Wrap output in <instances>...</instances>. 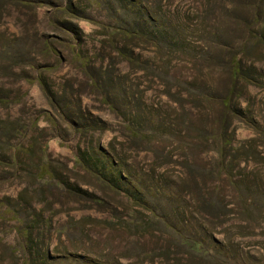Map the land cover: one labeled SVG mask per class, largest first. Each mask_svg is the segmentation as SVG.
Wrapping results in <instances>:
<instances>
[{
    "label": "rangeland",
    "instance_id": "374dc122",
    "mask_svg": "<svg viewBox=\"0 0 264 264\" xmlns=\"http://www.w3.org/2000/svg\"><path fill=\"white\" fill-rule=\"evenodd\" d=\"M0 98V264H264V0H0Z\"/></svg>",
    "mask_w": 264,
    "mask_h": 264
},
{
    "label": "trees",
    "instance_id": "16d2710c",
    "mask_svg": "<svg viewBox=\"0 0 264 264\" xmlns=\"http://www.w3.org/2000/svg\"><path fill=\"white\" fill-rule=\"evenodd\" d=\"M89 1L98 3V1H101V0H89ZM57 8L58 9L56 11L63 12V13L69 12V14H73L76 17L84 18V16H82L81 13L76 14V13L72 12L71 4L68 6V5H65L62 3ZM66 30H67L66 31L67 34H69L71 37L77 36V31L82 34V32H80L78 27L73 26L71 24L68 26V28H66ZM52 39H53L52 37H46L44 39V42H43L44 52L48 55H53L55 53V50L52 48V46H53V43H52L53 40ZM231 71L233 74V78H235V80H239L240 77L242 76L241 69H240L238 62L233 61L231 63ZM38 79L41 83L40 78H38ZM41 85H42V83H41ZM44 91H46L47 94L49 93L48 90L44 89ZM1 100L2 99L0 98V102H1ZM26 128L24 126H20L18 128H15L14 131L19 136L24 137L23 133L26 130ZM8 149H10L12 151V154H11L12 156L10 158L12 166H14V167L18 166L19 160H18L17 155H19V152L23 149L22 144L21 143L12 144L9 142L8 143ZM92 161H95V160L89 158V160L86 159L84 162L80 161V164L82 165V167L84 168L85 171L90 172L91 174L96 176V178L99 179L100 181H108L109 187H111V188L116 187L117 188L118 183H119L117 179L121 178V176H119V178H117L118 175H116V172L119 168V164L117 162H114L113 160H109L107 163L101 162L102 163L101 165H100V162L99 163L98 162L93 163ZM41 171H42V173H40L36 176V178L39 181H45L47 184L51 183V184H53V186L55 187L56 190L63 191V189H60V185H63V183L59 181V179L55 175V173H53L47 169H43V168L41 169ZM110 175H111V177H110ZM67 186L70 187L69 185H67ZM74 191L77 193L82 192V190H80L79 188H75ZM82 193H84V192H82ZM91 197H93V196L91 195ZM186 244L191 249V251H193L194 253H201L203 251L202 250V242H200V241L192 239L191 242L186 241ZM28 247H29V245L28 246L26 245V248H28ZM24 250H26V249L24 248ZM29 252H31V249H29ZM29 258H26L27 262L33 261L31 258V255Z\"/></svg>",
    "mask_w": 264,
    "mask_h": 264
}]
</instances>
